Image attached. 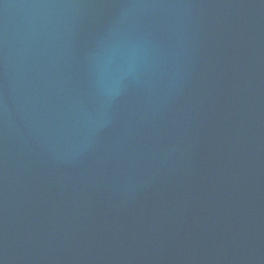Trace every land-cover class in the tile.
Returning <instances> with one entry per match:
<instances>
[{
	"label": "water",
	"instance_id": "water-1",
	"mask_svg": "<svg viewBox=\"0 0 264 264\" xmlns=\"http://www.w3.org/2000/svg\"><path fill=\"white\" fill-rule=\"evenodd\" d=\"M0 264H264V0H0Z\"/></svg>",
	"mask_w": 264,
	"mask_h": 264
}]
</instances>
